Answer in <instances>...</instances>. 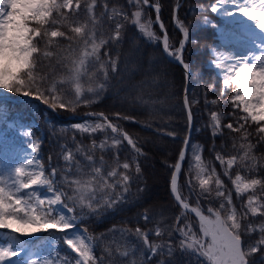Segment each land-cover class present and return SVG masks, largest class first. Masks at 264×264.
I'll return each instance as SVG.
<instances>
[{
	"label": "snow or ice",
	"instance_id": "obj_1",
	"mask_svg": "<svg viewBox=\"0 0 264 264\" xmlns=\"http://www.w3.org/2000/svg\"><path fill=\"white\" fill-rule=\"evenodd\" d=\"M100 2L104 11L97 15V0H84L83 9L81 0H0V90L4 95L11 93L34 99L52 111L59 108L75 112L80 105L99 102L109 84V69L114 73L119 60L118 51L115 57L110 55L111 47L124 39V24L118 22L117 17L129 20L126 12L116 7L109 8L108 0ZM128 3L141 9L143 5H149V0H128ZM226 3L235 5V9L229 11ZM150 6L155 9L157 22L163 29L164 25L159 21V3ZM211 11L233 19L237 13L247 18L241 21L246 28V36L259 49L258 55L253 53L250 57L240 58L211 49L212 62L217 68L223 67L222 60L235 61L230 68L231 75L223 79V88H233L229 101L234 109L244 114L228 113L235 118L236 126L233 123L223 126L231 132L241 133L239 142L233 139L232 144L237 154L227 160L216 154V159L225 166L223 174L229 178L233 189L227 188L214 166L204 163L200 146L190 145L185 139V147L177 162L170 165L173 169L170 191L182 209L173 225L161 227L158 224L148 230L113 227L109 230L112 236L101 234L99 237L89 235L87 229L77 230L78 217L98 218L115 211L127 201L133 164L135 173L139 174L141 169L136 157L146 155L137 142L127 132L119 130L108 116L91 113L89 115L95 116L96 122L85 121L70 127L89 134L110 129L120 138L111 137V145L108 139L99 144L93 140L87 150L80 146L75 152L67 144H60L57 161H62V165L59 162L52 164L50 155L49 168H45L38 156L41 141L32 139L34 133L30 125L19 130L20 135L28 138L30 149L21 159L2 150L3 140L0 139V230H8L13 238H17L15 234L34 236L51 230L63 233V244L75 254L71 260L64 257L63 264H150L157 256L162 257L157 264H178L177 254L187 258L182 264H264V222L253 224L248 219L249 216H264V202L261 201L264 177L259 176L260 170L264 169V153L256 154L258 146L264 144V0H217ZM141 16L142 10H136L131 22L149 41L157 39L151 30L153 21L148 19L141 23ZM105 17L115 22L107 32L104 30ZM204 22L208 23L207 18ZM177 24L183 35L179 47L170 50L166 33L162 46L170 58L182 65L187 79L191 72L190 65L183 60V51L189 40V29L179 20ZM62 41L67 43L62 44ZM187 93L186 87V107ZM210 103L218 104L219 101ZM5 106L0 103V108ZM116 115L125 120L133 119L119 113ZM210 115L213 136L222 134L221 122L227 116L215 111ZM188 118L191 119L190 108ZM252 124L257 125L255 143L249 139L252 133L245 127ZM60 130L65 131L63 127ZM123 141H127L136 154L132 163H121L119 151L113 157L114 166L109 165L103 155L98 160L95 157L97 148L101 152L108 151ZM189 148L195 161L190 165V171L195 168L200 191L197 192L188 181L187 195H183L178 174ZM77 155L83 157L84 163L76 158ZM233 166H239L246 174L237 172L233 178L229 171ZM117 188L120 189L118 193ZM258 189L260 195H257ZM233 190L238 197L248 194L246 204L240 206L241 211L232 202ZM142 191L138 188L137 194ZM44 192L50 195H44ZM190 198L195 199V206L188 202ZM201 198L215 200L217 206L209 203L203 207ZM189 213L196 217L198 227H193L188 219ZM181 216L184 217L183 225H180ZM141 219L149 221L147 211ZM70 230L71 235L68 234ZM117 233L119 239L116 238ZM173 233L180 234L178 242L174 243ZM253 233H258L255 240L251 239ZM150 234L160 237L161 241L150 242ZM128 237H133L136 242L132 243ZM97 247L101 250L99 256L95 254ZM23 251L22 243L0 245V264L19 257ZM60 259L59 254L55 258L51 255L45 257L37 250L29 252L24 264H59Z\"/></svg>",
	"mask_w": 264,
	"mask_h": 264
},
{
	"label": "trees",
	"instance_id": "obj_2",
	"mask_svg": "<svg viewBox=\"0 0 264 264\" xmlns=\"http://www.w3.org/2000/svg\"><path fill=\"white\" fill-rule=\"evenodd\" d=\"M158 2L160 5V19L168 34L170 47L177 46L182 37L181 32L176 28L173 22V9L176 2L179 0H149ZM215 0H183L177 10V20L189 29V40L183 52V59L190 65V84L188 90V101L191 112L193 114L194 124L190 140V145H198L201 149V156L204 163L210 167L214 166L216 173L224 181L228 189H233L229 178L225 176L224 165L216 159V154H220L227 160L231 155L237 154L232 147L233 139L239 142L241 133L231 132L223 127L227 123L235 125V118L228 116V113L235 111L237 115H244L239 109H234L229 101L231 97L225 90L221 95V85L219 76L215 71L206 66V59L209 56L208 49L216 40L214 33V25L219 22L217 15L211 12L210 7ZM109 8L116 7L128 14L129 20L125 21L117 17V21L124 24V39L119 45L111 47L110 55L115 57L116 52H119V60L117 62L116 71L113 73L109 69V84L107 90L102 94L99 102L85 106L80 105L75 112L71 110L57 109L56 111L49 110L44 106L33 104L30 101H12L8 98H1L0 103L6 106L0 108V139L3 140L4 151L10 152L16 157L15 150L18 144L28 143V138L19 134L16 127H13L9 121H20L30 123L31 130L35 137H39L40 155L46 169L49 168V156H52V164L62 161H57V154L60 152V144H67V147L75 152L77 147L84 146L85 150L92 144L93 140L97 144L108 139V144L111 145V137H119L118 133H112L110 129L105 131H97L96 133H80L78 130L70 127L71 125L82 123L85 121L96 122V117L89 115L91 113H104L108 116L113 124L118 126L119 130L127 132L142 148L146 155L136 157L139 162L141 172L136 174L133 164L132 183L128 199L125 203L118 206L115 211H110L100 217H78V224L85 227L92 236L99 237L101 234H113L109 232L113 227L116 228H131L140 227L143 230L154 229L156 225L163 227L164 225H173L181 208L174 201L170 191L169 182L172 174L170 165H174L177 159L180 148L183 144L187 132V116L183 105V89L185 84L184 71L180 65L169 59L163 52L162 42L159 38L149 41L138 31V26L131 22L132 14L136 10H142L141 23H146L148 19L153 21L152 26L159 36H162V30L155 22L156 11L153 7L143 5L141 9L133 4L128 3V0H108ZM84 7V0H81V8ZM193 9H203V11H195ZM96 13L99 15L103 12L100 0H97ZM71 15V14H69ZM82 16V13H81ZM83 18V16H82ZM207 18L208 23L204 20ZM112 21H108L105 17L104 30L110 31L114 27ZM67 30V29H62ZM66 44V41H62ZM103 55V51L101 53ZM13 97L21 95L7 94ZM218 100V104H212L211 101ZM147 101V103H144ZM196 101V102H194ZM222 112L227 116V119L221 122V133L213 136L211 129V113ZM117 113L121 116L132 117L133 119L125 120L117 117ZM53 125L55 127H53ZM147 125V126H145ZM65 131L61 132V128ZM252 135L250 140L255 143V129L257 125L252 124L250 127L245 125ZM55 133V135L53 134ZM73 137L75 138L73 140ZM190 149V148H189ZM119 151L120 162L125 161L132 163V159L136 154L123 141L118 147L111 150L101 152L98 148L95 150V157L103 155L105 161L109 165H115L113 159L115 153ZM191 151V149H190ZM188 151L179 177V185L181 186L182 194L187 195V183L191 181L192 186L199 192L198 180L196 179V170L190 171L188 164ZM264 153V144L259 145L256 154L259 156ZM81 163H84L83 157H76ZM193 158V157H192ZM149 159L153 164V168L145 163ZM195 161L193 159V164ZM107 170V168L105 169ZM161 172V174L159 172ZM230 175L234 178L239 172L245 175L243 169L239 166H233L230 170ZM160 177V186L162 189L157 193H151L152 176ZM153 174V175H152ZM160 175V176H159ZM260 177H264V169L259 172ZM195 180V182H194ZM142 188L143 191L137 194V189ZM117 193L120 191L117 188ZM247 195L238 197L235 191H232V202L237 206L238 211H241V204H246ZM257 195H260L259 189ZM261 201L264 202V196H261ZM189 202L195 206V199L190 198ZM209 203L217 206V201L201 198L200 204L206 207ZM147 211L150 217L149 221L141 219V215ZM264 211V209H262ZM193 220L194 228L198 227L196 219L190 216ZM248 219L253 224L264 222V216L256 215L249 216ZM56 230L50 232H39L33 237L28 238L20 234H13L8 230H0V245L10 242L14 245L23 244L27 251L20 253L19 257L11 258V261H6L5 264H24L28 259L30 251L39 250L41 256L56 257L60 256L59 264H63V258L72 259L75 255L70 253L67 246L63 244L61 236ZM119 239V234H115ZM258 233H253L251 239L255 240ZM132 243H135L133 237H128ZM166 239V237H165ZM181 239L179 233H173V241L178 242ZM150 242H160L161 238L154 235H149ZM95 254L101 255L99 247L96 248ZM259 258V253L256 254ZM35 258V257H34ZM162 257H154L150 264H157V260ZM187 258L177 254L178 264H182Z\"/></svg>",
	"mask_w": 264,
	"mask_h": 264
},
{
	"label": "rangeland",
	"instance_id": "obj_3",
	"mask_svg": "<svg viewBox=\"0 0 264 264\" xmlns=\"http://www.w3.org/2000/svg\"><path fill=\"white\" fill-rule=\"evenodd\" d=\"M216 3H217V0L214 1V4L212 6L216 5ZM212 6L210 7V9L212 8ZM226 7L229 9V11H232L235 9V5L230 4V3H226ZM222 11L223 10L221 9V12ZM221 12H212L213 14L217 15V17L219 18V22L214 25V33H215L216 40L213 43V45L211 47H209V49H208L209 56L207 57L205 64H206V66L211 67L215 71V73L219 76V78H220L219 81H220V85H221V92L222 91L224 92L226 90L228 92V94L230 96H232L233 95V88L224 89L223 88V79L226 76L231 75L230 68L235 63V61L232 59L222 60L221 63L223 65V67L217 68L215 66V64L212 62L214 57H213L211 49L216 48V50L218 52H223L229 57H236V58H240V57H244V56L250 57L253 53H256L258 55L259 49L255 48L254 45L248 40V38L246 36V28L244 27V24L241 23V21H242V19L246 21L247 18H242L241 15L239 13H237V15L235 16V19H233L232 17H226V16L221 15ZM248 23H251V22L249 21ZM151 30L156 34V37L159 38L161 41L162 36H159L156 33L153 26H152ZM177 47H178V45L177 46H171L172 51H174L175 48H177ZM0 96H6V95H4L3 90H0ZM20 98L30 100V102L33 104H38V105L43 104L40 101H37L34 99H29V98H26L23 96H20ZM33 123H34L33 120H31L29 124L18 122L17 123V126L19 127L18 131L21 128L28 127L29 125H31ZM11 124H13V123H11ZM33 139L34 140L39 139V137H36V138L34 137ZM138 147H139V145H138ZM190 149H189V151H190ZM27 152H30V149L28 148V144H23V145L19 144L18 148H17V158L21 159ZM38 156L41 159L40 150H39ZM188 157H189L188 158V164L192 165L193 164V158H192L191 151H190ZM145 163L153 168V164L151 163V161L149 159H146ZM45 168H46V166H45ZM157 172H159V170H157ZM159 173L161 174V172H159ZM160 182H161L160 177L156 176V173H154V176H152L151 193H155V192L157 193L159 190L162 189V186H160V184H161ZM194 182H195V180H194ZM44 195H50V193L44 192ZM181 212H182V210H180L178 215H181ZM190 216L191 215L188 214V219L192 222L193 227H194L193 220L190 218ZM183 223H184V217L181 216L180 225H183ZM196 223H197V221H196ZM180 225H177V226H180ZM197 226H198V224H197ZM78 229H86V228L77 224V230ZM71 231L72 230L69 231V233H68L69 235H71ZM87 232L89 235H91V233L88 230H87ZM28 237H30V236H28Z\"/></svg>",
	"mask_w": 264,
	"mask_h": 264
},
{
	"label": "water",
	"instance_id": "obj_4",
	"mask_svg": "<svg viewBox=\"0 0 264 264\" xmlns=\"http://www.w3.org/2000/svg\"><path fill=\"white\" fill-rule=\"evenodd\" d=\"M182 1L183 0H180L177 4H176V6H175V9H174V13L176 12V9L178 8V5L180 6V4L182 3ZM153 4H156V3H151V2H149V5H153ZM159 21L161 22V20H160V17H159ZM156 22H157V13H156ZM157 24L159 25V27H160V24H159V22H157ZM175 25H176V27L181 31V29H180V26L175 22ZM162 31H163V34L165 35V33L167 34V32L164 30V28L162 29ZM182 32V31H181ZM167 37H168V35H167ZM185 46H186V43H185ZM170 48V47H169ZM171 50V49H170ZM172 51V50H171ZM164 53H165V51H164ZM166 54V53H165ZM167 55V54H166ZM168 56V55H167ZM169 57V56H168ZM170 58V57H169ZM172 61H174V62H176V63H178L176 60H174V59H172V58H170ZM179 65H180V67L183 69V67H182V65L180 64V63H178ZM183 71H184V76H185V70L183 69ZM189 82H190V75L187 77V79H186V76H185V84H184V89H183V105H184V109H185V113H186V116H187V121H188V128H187V132H186V136H185V138H184V141H185V139H188L189 140V144H190V139H191V135H192V130H193V124H194V119H193V114H192V112H191V119L189 120V118H188V110H189V108H190V106H189V102H188V105H187V107L185 106V104H184V96H185V88L187 87L188 88V90H189ZM187 95H188V93H187ZM191 110V109H190ZM184 141H183V144H182V146H181V149H180V151H179V153L181 152V150L185 147V145H184ZM188 152V151H187ZM187 152H186V154H187ZM178 156H179V154H178ZM178 156H177V159H178ZM186 157V156H185ZM177 159H176V162H177ZM175 162V163H176ZM183 163H184V161L182 162V164H181V169H182V166H183ZM181 172V171H180ZM172 174H173V171H172ZM172 174H171V176H172ZM179 175H180V173L178 174V179H179ZM173 195V194H172ZM174 198V197H173ZM176 202V201H175ZM177 203V202H176ZM189 214H191V215H193L194 216V214H192V213H189ZM195 217V216H194ZM196 218V217H195Z\"/></svg>",
	"mask_w": 264,
	"mask_h": 264
},
{
	"label": "bare ground",
	"instance_id": "obj_5",
	"mask_svg": "<svg viewBox=\"0 0 264 264\" xmlns=\"http://www.w3.org/2000/svg\"><path fill=\"white\" fill-rule=\"evenodd\" d=\"M160 17V16H159ZM161 20V19H160ZM162 22V21H161ZM164 28V27H163ZM165 30V29H164ZM164 35V34H163ZM182 40V39H181Z\"/></svg>",
	"mask_w": 264,
	"mask_h": 264
}]
</instances>
